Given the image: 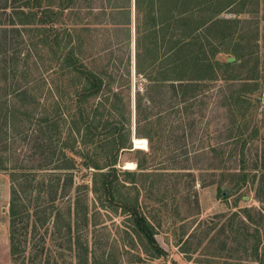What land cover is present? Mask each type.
Returning a JSON list of instances; mask_svg holds the SVG:
<instances>
[{
  "label": "trees",
  "instance_id": "16d2710c",
  "mask_svg": "<svg viewBox=\"0 0 264 264\" xmlns=\"http://www.w3.org/2000/svg\"><path fill=\"white\" fill-rule=\"evenodd\" d=\"M3 1L0 5V29L5 26L10 29L3 28L4 30L0 31L4 37L8 32L19 33L18 26H33L31 30L26 28L25 31H34L40 36L33 46L22 41L24 48H18L19 44L9 46L6 41L1 43L0 47V54L4 57V60L0 61L4 74L0 77V171L6 172L10 181L9 263L119 264L129 255L128 262L156 264L154 261L164 258L166 252L156 239L152 216L144 212L139 201L138 187L144 186L140 179L147 181L150 176L156 175L150 174L145 162L140 160L136 161L134 171L122 170L117 166L119 153L132 149L133 135L137 139L147 140L151 152L159 149L155 145V137L150 135L159 134L158 126L154 125L150 127V132L147 131L145 119L141 117L143 98L140 95L136 96L134 110L136 122L132 130L131 108L122 103L119 106L122 99L116 92L108 90L112 97L106 95L103 78L79 64L76 51L72 48L68 50V45H63L62 40L55 38L54 43H49L50 31L44 28L46 16L42 14L45 10H41V19L38 20L33 8H52L54 2L43 6L42 0ZM9 5H12L11 9ZM232 6L233 4L229 5ZM55 9H59L58 4L55 5ZM1 18H4V22ZM219 24L218 21L213 23L211 30L206 32V36L210 34L211 43L220 40L219 45L216 41L214 43L217 46H213L206 37V41L201 42V45L186 46L184 57L190 61L162 63L156 71L164 70L166 78L163 77L162 81H174L175 77L182 78L179 80L183 82L178 85L169 84L173 97H186L190 95L189 92H192L193 96L197 90L194 82L217 80L231 83L247 82L237 90L230 91L227 98L232 114L227 140L233 145L232 151L235 152L239 144L241 151L258 133L257 125L253 124L254 106L249 99L257 90L254 81L258 78L256 74L243 78L237 74L235 72L237 59L233 62L227 60L221 62L216 59L219 53L236 56L240 46L239 43L230 45L227 34L218 36L215 31H218L216 28ZM198 40L196 38V41ZM38 45L49 47L53 53L57 68L51 73L79 74L74 75L73 79L74 83L81 84V87L75 89L72 96L62 95L54 79L50 78L48 81L47 78L40 76L30 80L32 70L29 64L38 65L33 61L35 54L38 53ZM211 45L212 48L209 50L208 47ZM178 51L181 52L180 49ZM181 57L183 58L182 55ZM246 63L243 61L241 66H245ZM149 82L154 83L155 89L164 85L160 80ZM47 85L51 86L50 92L55 89L54 95H50L53 101L50 111L45 105H40L44 104L46 97L43 91H38L47 88ZM111 98L115 100L114 103L110 102ZM66 101L76 106L73 114L64 111ZM67 109L69 108H66V111ZM23 124L25 127H22ZM61 124L65 127L64 134L61 131ZM21 141L22 144H19ZM53 147L58 149L56 160L59 163L55 170L46 172L44 170L48 166L46 159L52 160L56 155ZM135 152L145 155L142 149L135 148ZM76 169L84 170L79 178L89 176L90 184L82 180L76 184L81 186H74ZM228 175L230 178L233 176ZM247 181L248 175L241 168L236 180L230 183L235 191H238ZM88 186H91L89 189L93 195L91 204L87 199ZM125 191H134L132 200L125 197ZM67 206L68 210H64ZM99 207L100 209L109 207L114 213H118L123 221L122 235L116 239L113 249L110 251L106 248L103 251L105 260L96 257L94 245L97 243L91 242L96 238L92 236L94 237L92 239L90 236V231L98 224L95 217L100 213ZM242 212L245 218L251 221L248 210L245 208ZM256 233L257 235L249 234L247 230L241 233L245 241L252 239L251 250L254 257L259 255L260 244L258 231ZM188 244L189 237L180 245L184 247ZM114 247L120 248L121 253L115 254ZM260 264H263L262 260Z\"/></svg>",
  "mask_w": 264,
  "mask_h": 264
},
{
  "label": "rangeland",
  "instance_id": "374dc122",
  "mask_svg": "<svg viewBox=\"0 0 264 264\" xmlns=\"http://www.w3.org/2000/svg\"><path fill=\"white\" fill-rule=\"evenodd\" d=\"M51 1L54 2L52 8H33L38 20L41 19V10H45L42 14L46 16L44 28L50 31L49 43H54L58 39L66 45L67 39L71 36L72 43L68 41V50L72 48L76 51L79 64L103 78L106 95L112 97L108 90L116 92L122 99L119 106L122 103L131 108L132 130L136 122L134 110L137 95L143 98L141 117L145 119L144 125L147 131L150 132V127L154 125L158 126L159 134L150 133L155 137L154 142L159 148L158 151L151 152L147 140L137 139L133 135L132 149L119 153L117 165L122 170L134 171L136 161H144L149 173L156 175L150 176L147 181L140 179V183L144 186H138L139 201L144 212L152 216L156 239L166 252L164 258L154 262L156 264H260L262 260L264 264V0H232L233 6L227 14L222 15V20L226 18L228 21H223L224 24L219 26L225 30L215 31L219 37L223 33L227 34L230 45L231 43L240 45L236 56L219 53L216 59L221 62L230 58H233V61L237 59L235 68L237 74L242 78L256 74L258 78L254 81L257 90L249 96L255 110L253 124L257 125L258 133L256 138L246 144L241 151L239 144L235 152L232 151L233 145L227 140L232 119L227 98L230 91L237 90L246 81L194 82L197 90L193 96L192 92H189L190 95L186 97H173L169 84L155 89L154 83L131 71L127 58L122 53L116 54V49H112L110 56H102L99 54V48L83 46L82 41L77 40L75 31H65L70 28V23L68 22L66 27L65 18L62 20L60 11H55L58 0H42L41 3L45 6ZM3 2L0 0V5ZM11 6L9 5L10 9ZM47 11L48 13L44 14ZM1 20L4 22V18ZM18 27L19 33L8 32L6 37L0 32V47L1 43L7 41L9 46L19 44L18 48H24L23 43L29 42L32 45L40 39L34 31H25L26 28L31 30L33 26ZM3 28L10 30L5 26L0 31L4 30ZM78 33L83 35L81 31ZM214 42L211 44L217 46L220 40L216 42L217 45ZM212 45L208 47L209 50ZM37 50L38 53H34L33 61L38 65L29 64L32 70L30 80L40 76L47 78L48 81L50 78L54 79L62 95L72 96L74 90L81 87V84L74 83L73 79L78 73L68 75L64 72L61 75L58 72L54 75L51 72L57 68V62L54 61L50 48L38 45ZM3 60V54H0V61ZM243 61L247 62L245 66H241ZM1 68L2 63H0V77H3ZM50 90L49 85L38 90L43 91L46 97L44 104L40 105H45L48 111L53 104L50 95L53 96L55 92V89L51 92ZM110 100L112 103L115 101L113 98ZM64 107V111L68 114L75 112L76 106L72 102L66 101ZM66 108L69 109L66 111ZM22 127L25 125L23 124ZM61 131L64 134L65 127L62 124ZM135 139L145 141L144 144L137 146V149H142L145 155L135 152ZM19 144H22V141ZM27 147L29 148L28 145ZM52 149L55 150L56 155L52 160L46 159L48 164L44 169L46 172L55 170L59 163L56 160L58 149L55 147ZM241 168L248 175V181L235 191L230 181L236 180ZM83 173L84 170L74 171V186H81L76 184L81 183L82 180L90 184L89 176L84 179L79 178ZM228 174L233 176L230 178ZM90 187L88 186L87 199L91 204L93 195ZM9 194L8 174L0 171V264H10ZM133 196L134 191H125L127 199L132 200ZM245 208L251 221L245 218L242 212ZM64 210H68V206ZM99 212L95 217L98 224L90 231V236L96 238L91 240L97 243L94 245L96 257L105 260L103 251L106 248L110 251L113 249L116 239L122 235L123 221L122 217L109 207L105 209L99 207ZM244 230L254 235H257L256 231H258L260 244L257 257H254L251 250L252 239L245 241L241 235ZM187 237L190 244L181 247ZM46 239H49V235ZM27 248L29 250L30 245ZM117 249L114 247L115 254H120L121 249ZM141 256L144 257L143 254ZM128 261L129 255L119 264H137Z\"/></svg>",
  "mask_w": 264,
  "mask_h": 264
},
{
  "label": "crops",
  "instance_id": "0c3cea01",
  "mask_svg": "<svg viewBox=\"0 0 264 264\" xmlns=\"http://www.w3.org/2000/svg\"><path fill=\"white\" fill-rule=\"evenodd\" d=\"M232 2L58 0V10L62 20L65 18L66 27L70 23V28L65 31H75L77 40L82 41L83 46L99 48L102 56H110L112 49H116V54L122 53L127 58L131 71L147 81L160 80L162 84L178 85L183 82L179 80L182 78L162 81L165 72L163 69L156 71L157 67L162 63H186L190 61L184 57L186 46L201 45L206 37L211 43L210 34L206 36V32L211 30L213 23L218 21L220 26L223 21H228L226 18L222 20V15L228 13ZM216 30L223 31L225 28ZM196 38L199 40L196 41ZM67 40L72 43L71 36Z\"/></svg>",
  "mask_w": 264,
  "mask_h": 264
},
{
  "label": "bare ground",
  "instance_id": "6f19581e",
  "mask_svg": "<svg viewBox=\"0 0 264 264\" xmlns=\"http://www.w3.org/2000/svg\"><path fill=\"white\" fill-rule=\"evenodd\" d=\"M145 141L144 140H137L135 139V148H137V146L141 145V144H144Z\"/></svg>",
  "mask_w": 264,
  "mask_h": 264
},
{
  "label": "water",
  "instance_id": "95a60500",
  "mask_svg": "<svg viewBox=\"0 0 264 264\" xmlns=\"http://www.w3.org/2000/svg\"><path fill=\"white\" fill-rule=\"evenodd\" d=\"M232 61H233V58L228 59V62H232Z\"/></svg>",
  "mask_w": 264,
  "mask_h": 264
}]
</instances>
